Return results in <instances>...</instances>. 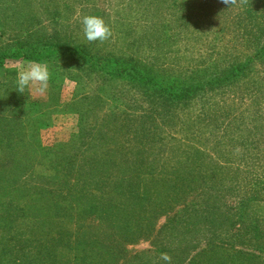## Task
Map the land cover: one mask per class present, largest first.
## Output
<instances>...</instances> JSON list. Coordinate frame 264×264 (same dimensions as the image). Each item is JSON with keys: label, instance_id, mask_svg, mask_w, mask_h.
<instances>
[{"label": "trees", "instance_id": "1", "mask_svg": "<svg viewBox=\"0 0 264 264\" xmlns=\"http://www.w3.org/2000/svg\"><path fill=\"white\" fill-rule=\"evenodd\" d=\"M250 12L245 9L249 18ZM8 15L19 22L16 13ZM34 19L36 24L20 29L11 42L0 41V66L7 59H38L48 65L50 85H60L57 69L78 79V86L86 81L91 86L57 111L58 101H31L18 93L12 72L0 84V264H167L161 249L126 251L161 235L171 245L172 264H264V225L246 222L250 205L264 201V185L249 188L246 198L223 212L225 192L216 180V161L196 148L180 160L163 155L164 147H156L150 133L154 106L167 115L214 86L239 81L251 61L180 76L99 51L54 28L48 34ZM252 44L251 57L264 65L263 33ZM116 81L145 96L146 111L121 117V98L112 90ZM53 112L75 116V131L43 143ZM136 121L145 126L143 137L129 148L116 136ZM227 212L234 218L229 228L245 230L237 237L250 251L229 250L220 242ZM164 215L170 218L155 231ZM61 220L70 227L56 228ZM192 240L203 246L189 255Z\"/></svg>", "mask_w": 264, "mask_h": 264}, {"label": "rangeland", "instance_id": "2", "mask_svg": "<svg viewBox=\"0 0 264 264\" xmlns=\"http://www.w3.org/2000/svg\"><path fill=\"white\" fill-rule=\"evenodd\" d=\"M23 1L0 0L1 43L11 42L18 37L20 29L36 24V17L42 23L38 28L48 34L54 28L60 35H70L99 51H110L117 57L133 59L144 66L152 64L157 71L180 76H189L196 70L202 74L218 72L233 63L251 61L239 81L214 86L179 104L167 115L154 106L150 133H153L155 146L164 147L163 155L180 160L185 152L196 148L216 161V180L221 179L225 192L221 194L225 203L221 208L223 212L246 198L251 192L249 188L257 183L264 185V65L251 57L254 39L260 33L264 35V0H248L246 5L237 3L231 7L221 0H27V4ZM245 6L251 10V18L245 13ZM10 13H16L19 22H15ZM85 15L102 17L111 28V38L104 43H89L80 22ZM16 23L20 26L16 27ZM24 62L5 60L0 66V84L8 72H12L15 79L17 69ZM55 70L60 74L59 86L49 84L44 95L26 89L25 95L31 101L47 99L50 104L58 101L61 107L54 109L62 111V105L70 104L74 95H86L91 81L78 86V79H68L67 71ZM112 90L121 98V117H138L140 110L148 108L145 96H139L124 83L116 81ZM60 113H51L52 121L43 143L66 139L75 131L76 117ZM143 127L136 121L130 130L116 138L122 137L129 148L135 146L143 137ZM209 168H213L211 163ZM250 206L247 224L264 225V201L259 207ZM224 216L228 221L222 224L220 242L229 250L250 251L251 246H245L237 237L245 230L229 228L228 224L234 222L232 213ZM169 218L170 215L159 217L154 230L162 228ZM65 226L70 227V222L61 220L55 225L56 228ZM195 242H190L194 249H187L189 255L203 246ZM156 249L170 252L171 245L163 235L155 241L150 236L126 247L130 255Z\"/></svg>", "mask_w": 264, "mask_h": 264}, {"label": "clouds", "instance_id": "3", "mask_svg": "<svg viewBox=\"0 0 264 264\" xmlns=\"http://www.w3.org/2000/svg\"><path fill=\"white\" fill-rule=\"evenodd\" d=\"M221 3L228 5L229 7L239 3L240 5H246L248 0H221ZM228 7V8H229ZM82 31L85 39L89 43L99 41L104 43L108 41L112 36L111 28L105 23L104 19L95 15H85L81 18ZM16 91L20 94H24L28 89L39 95L47 93L49 83L51 80V73L48 65L38 59H30L24 62V65L17 69L16 72ZM239 151V149H237ZM161 259L172 264V258L168 253H162Z\"/></svg>", "mask_w": 264, "mask_h": 264}]
</instances>
